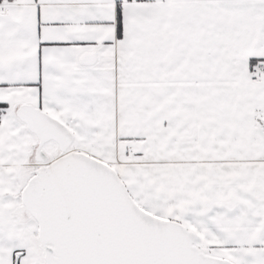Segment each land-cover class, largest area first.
Listing matches in <instances>:
<instances>
[{
  "label": "snow or ice",
  "instance_id": "snow-or-ice-1",
  "mask_svg": "<svg viewBox=\"0 0 264 264\" xmlns=\"http://www.w3.org/2000/svg\"><path fill=\"white\" fill-rule=\"evenodd\" d=\"M0 264H264V0H0Z\"/></svg>",
  "mask_w": 264,
  "mask_h": 264
}]
</instances>
